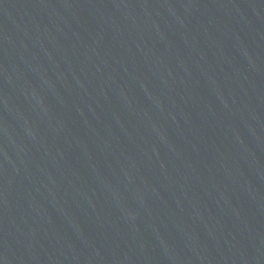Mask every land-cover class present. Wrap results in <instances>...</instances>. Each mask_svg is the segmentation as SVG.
I'll return each mask as SVG.
<instances>
[{
    "label": "water",
    "instance_id": "95a60500",
    "mask_svg": "<svg viewBox=\"0 0 264 264\" xmlns=\"http://www.w3.org/2000/svg\"><path fill=\"white\" fill-rule=\"evenodd\" d=\"M0 264H264V0H0Z\"/></svg>",
    "mask_w": 264,
    "mask_h": 264
}]
</instances>
